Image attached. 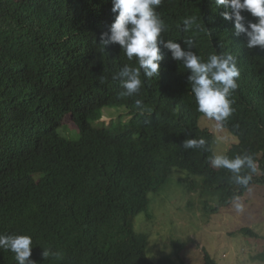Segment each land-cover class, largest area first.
<instances>
[{
    "label": "trees",
    "instance_id": "16d2710c",
    "mask_svg": "<svg viewBox=\"0 0 264 264\" xmlns=\"http://www.w3.org/2000/svg\"><path fill=\"white\" fill-rule=\"evenodd\" d=\"M174 2L183 3L163 0L157 15L174 13ZM112 7V0H0V234L30 236L36 264H174L167 256L148 257L149 233L136 231L134 219L141 212L152 217L150 193L177 169L187 171L180 184L194 189L196 182L217 196L211 210L255 182L264 185V49L258 46L263 79L237 78L229 97L234 112L220 123L238 137L223 155L247 154L256 164L247 186L212 167L214 133L199 125L204 114L189 80L159 93L140 89L136 95L150 104V114L113 132L96 136L90 129L81 145L63 138L56 125L62 117L70 112L82 124L104 100L97 85L124 96L122 81L113 79L118 61L103 57L99 41L118 15ZM187 138H204L206 146L185 150ZM237 232L259 237L247 226ZM43 250L52 254L44 259ZM255 257L264 264V237ZM203 260L217 264L207 252ZM0 264H17L15 254L0 249Z\"/></svg>",
    "mask_w": 264,
    "mask_h": 264
},
{
    "label": "clouds",
    "instance_id": "9594fccd",
    "mask_svg": "<svg viewBox=\"0 0 264 264\" xmlns=\"http://www.w3.org/2000/svg\"><path fill=\"white\" fill-rule=\"evenodd\" d=\"M180 1L182 5L174 2L171 6L174 13L158 16L155 9L163 0H112V12L118 15L109 29L100 34L99 41L104 46L103 57L118 61L120 71L113 79L122 81L124 96L114 97L110 93L114 91L96 84L99 92L106 95L84 123H77L69 112L56 124L65 140L81 145L90 129L98 136L145 117L150 114L151 106L136 95L140 89L159 93L181 84L184 87L187 80L197 110L221 126L234 112L229 97L238 88L237 78L255 73L263 79L255 62L258 57L255 47L264 49V0ZM77 49L80 54L79 45ZM97 50L100 53L99 46ZM122 51L125 54L120 56ZM83 63L80 58L79 64ZM175 77L179 79L177 84H174ZM125 96H135L136 100L132 103ZM68 114L70 121L65 122ZM128 130L123 128L124 132ZM205 146L204 138H187L182 143L185 150ZM210 163L214 168L227 169L231 179L240 186H247L252 180L251 173L256 171L252 156L247 154L234 158L216 154ZM244 169L250 172L245 174ZM194 183L196 188L193 186L192 190L204 195L210 193ZM205 205L208 203L204 202ZM174 248L177 253L181 247ZM0 249L13 252L17 264H36L30 258L32 238L28 235L0 234ZM50 254V250L42 252L44 259Z\"/></svg>",
    "mask_w": 264,
    "mask_h": 264
},
{
    "label": "rangeland",
    "instance_id": "374dc122",
    "mask_svg": "<svg viewBox=\"0 0 264 264\" xmlns=\"http://www.w3.org/2000/svg\"><path fill=\"white\" fill-rule=\"evenodd\" d=\"M64 121H70L69 114ZM199 125L214 132L215 155L224 154L238 142L236 135L205 115L200 117ZM186 173L184 169H177L158 192L150 193V219L145 212L134 219L136 231L149 233L148 257L157 260L167 256L174 264H203L207 250L218 264H260L255 256L263 248L264 185L255 182L243 196L211 210L217 196L204 195L180 184L179 177ZM191 177L200 180V176ZM204 202L208 203V208ZM242 226L252 228L259 237L238 233ZM172 240L182 244L177 253Z\"/></svg>",
    "mask_w": 264,
    "mask_h": 264
}]
</instances>
